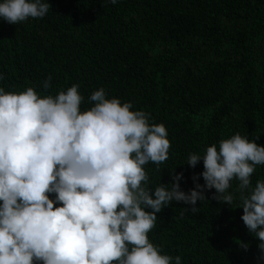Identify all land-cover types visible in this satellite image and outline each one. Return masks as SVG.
I'll use <instances>...</instances> for the list:
<instances>
[{
	"label": "trees",
	"instance_id": "trees-1",
	"mask_svg": "<svg viewBox=\"0 0 264 264\" xmlns=\"http://www.w3.org/2000/svg\"><path fill=\"white\" fill-rule=\"evenodd\" d=\"M44 2L51 6L43 18L16 25L0 18V87L17 93L32 87L43 97L78 84L82 111L103 87L107 98L150 114V124L165 126L171 147L159 170L144 166L148 188H170L174 171L183 173V191L194 188L203 162L189 167V154L203 155L236 133L250 142L259 137L264 146V0ZM250 179L253 186L264 181V165ZM231 184L237 197L231 205L212 200V189L197 213L177 202L163 208L150 242L172 264L176 256L181 264H264L259 241L241 219L238 181Z\"/></svg>",
	"mask_w": 264,
	"mask_h": 264
},
{
	"label": "clouds",
	"instance_id": "clouds-1",
	"mask_svg": "<svg viewBox=\"0 0 264 264\" xmlns=\"http://www.w3.org/2000/svg\"><path fill=\"white\" fill-rule=\"evenodd\" d=\"M50 6L2 0L0 18L16 25L43 18ZM51 81L49 75L42 82L45 91ZM84 99L78 84L43 97L32 87L19 93L0 87V264H172L148 238L157 213L172 202L197 213L212 189V200L231 205L233 180L241 219L259 241L257 259H264V181L253 186L250 179L264 165L259 137L250 142L236 133L203 155L189 154L187 165L202 161L204 170L187 192L183 173L175 171L170 188L161 183L152 190L144 166L159 170L168 159L165 126L150 124V114L131 110V102L107 98L103 87L82 111ZM174 259L181 264L180 256Z\"/></svg>",
	"mask_w": 264,
	"mask_h": 264
}]
</instances>
